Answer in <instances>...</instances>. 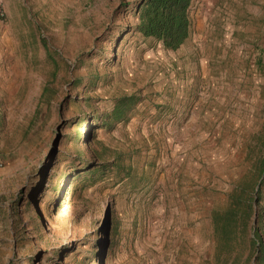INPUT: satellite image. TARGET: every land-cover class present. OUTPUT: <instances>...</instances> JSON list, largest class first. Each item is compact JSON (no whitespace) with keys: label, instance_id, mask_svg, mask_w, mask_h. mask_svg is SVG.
Returning <instances> with one entry per match:
<instances>
[{"label":"rangeland","instance_id":"374dc122","mask_svg":"<svg viewBox=\"0 0 264 264\" xmlns=\"http://www.w3.org/2000/svg\"><path fill=\"white\" fill-rule=\"evenodd\" d=\"M134 1L0 0V264H254L212 216L264 156V0H192L176 50L134 32ZM91 129L82 158L116 166L57 207L48 176Z\"/></svg>","mask_w":264,"mask_h":264},{"label":"trees","instance_id":"16d2710c","mask_svg":"<svg viewBox=\"0 0 264 264\" xmlns=\"http://www.w3.org/2000/svg\"><path fill=\"white\" fill-rule=\"evenodd\" d=\"M192 0H136L130 11L137 23L134 32L143 38L161 43L165 49L176 50L190 33L189 8ZM129 3L121 5L127 8ZM45 90L43 91V93ZM136 103L135 97L123 96L116 100L113 109L102 118L94 120L96 126L110 127L113 123L126 122ZM84 123L81 120L80 125ZM85 138L81 133L69 134L66 141L71 146L61 155L66 163L62 171H54L48 176V189L55 197L57 207H61L73 192L84 191L100 181L115 163L98 161L99 154H90L89 160L82 158L79 143L89 144L92 132ZM91 137V138H90ZM89 138V140H88ZM264 155V154H263ZM256 180L253 184L239 187L229 195L227 207L214 212L212 223L214 233L220 238L225 249L234 246L236 240L246 243L249 250L248 262L264 264V240L259 227L254 225L255 205L260 200L259 188L264 184V156L256 162ZM260 186V187H259ZM259 215V214H258ZM92 261V255L85 257Z\"/></svg>","mask_w":264,"mask_h":264}]
</instances>
